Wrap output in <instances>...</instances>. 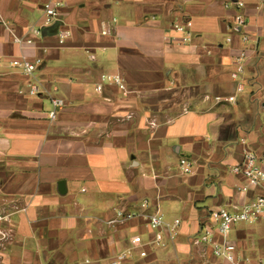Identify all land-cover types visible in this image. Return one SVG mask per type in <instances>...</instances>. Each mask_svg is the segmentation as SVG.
<instances>
[{"label":"crops","instance_id":"crops-1","mask_svg":"<svg viewBox=\"0 0 264 264\" xmlns=\"http://www.w3.org/2000/svg\"><path fill=\"white\" fill-rule=\"evenodd\" d=\"M49 6L58 14L46 25ZM238 11L241 33L229 29ZM0 18L11 26L0 24V208L12 212L0 264H109L129 249L121 264H229L193 240L213 209L264 192H239L246 179L233 171L246 148L264 161V0H0ZM16 57L41 60L34 78ZM104 73L120 75L126 92L99 90ZM157 208L181 219L159 244L145 217ZM118 210L143 214L109 225ZM227 238L249 264L264 262L263 220L239 222Z\"/></svg>","mask_w":264,"mask_h":264},{"label":"built area","instance_id":"built-area-1","mask_svg":"<svg viewBox=\"0 0 264 264\" xmlns=\"http://www.w3.org/2000/svg\"><path fill=\"white\" fill-rule=\"evenodd\" d=\"M244 5L242 1H237V6L240 8ZM57 10L55 6L47 7L44 16V24H50L57 16ZM247 20L245 15L238 11L234 14L232 21L229 23V29L233 32H242L243 27L246 26ZM0 24H4L7 28L11 29L8 21L0 18ZM174 29L181 33V41L188 43L192 40L193 33L192 31L185 26L184 23H175ZM103 33H109V29H104ZM60 38H65L70 35L69 31H60ZM16 37V36H15ZM227 41H232V36H227ZM16 41L20 39L15 38ZM242 40L247 41L248 35L243 33ZM248 57L247 48L242 47L238 50L237 55L234 58L235 69L232 71L233 78H240V75L244 72L245 61ZM2 62V56L0 55V64ZM41 60H29L27 58L16 57L10 61L14 66L21 67L24 74L27 77L34 78L35 71L39 66ZM104 83H109L116 85L121 91L126 92L127 86L124 79L118 74H107L104 73L101 75V82L98 85L99 90L102 89ZM238 89L242 90V83L239 82ZM40 91L39 84L37 82L30 84L29 92L31 94L38 93ZM227 100L234 101V97H228ZM65 104L62 98H54L53 105L54 107H60ZM57 117V110L54 108L49 112V118L54 120ZM241 142L245 143L246 139L242 138ZM180 166L184 173L191 172L193 165L192 162L186 159L185 157L181 158ZM235 173L242 174L246 181L236 184V189L241 193H246L249 189L254 187H259L264 189V161L249 148H246L243 153V159L241 162L237 163L233 167ZM142 206L148 205V200H144L141 203ZM11 211H7L4 208H0V235L2 238H7L10 236L8 231L3 227L4 222L10 221ZM141 211H123L118 210L114 217L107 220V223L111 226H114L118 223H123L128 219H131L137 215H141ZM147 219L148 226L155 230V242L161 243L163 240V232L167 231L170 237H174L177 234L179 226L181 224L180 218H174L172 221H167L161 212L160 208L155 209V211L145 214ZM211 223L206 224L204 231L201 235L194 238L195 243L204 242L211 243L213 245V254L221 259H224L229 264H249L250 259L247 256H242L237 251L236 244L227 238L228 233L233 229L234 225L243 222V221H264V192L257 194L249 201L241 204L234 205L232 209L227 207H219L213 209L210 212ZM215 233L222 236L221 241H216L214 238ZM134 244H139L142 242L140 235H134L132 238ZM132 254L131 249L122 251L117 254L113 259H111L109 264H121L128 259ZM145 254V252H141ZM264 264V262L262 263Z\"/></svg>","mask_w":264,"mask_h":264}]
</instances>
